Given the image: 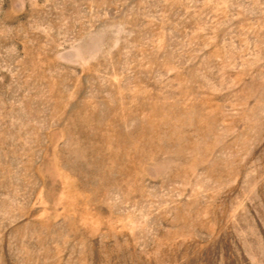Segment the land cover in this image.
Returning <instances> with one entry per match:
<instances>
[{
  "label": "rangeland",
  "instance_id": "obj_1",
  "mask_svg": "<svg viewBox=\"0 0 264 264\" xmlns=\"http://www.w3.org/2000/svg\"><path fill=\"white\" fill-rule=\"evenodd\" d=\"M0 264H264V0H0Z\"/></svg>",
  "mask_w": 264,
  "mask_h": 264
}]
</instances>
